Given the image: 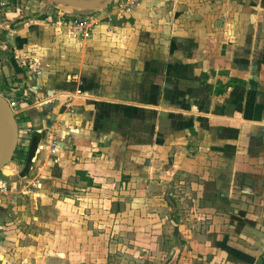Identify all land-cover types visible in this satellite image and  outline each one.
Returning <instances> with one entry per match:
<instances>
[{"label": "crops", "instance_id": "crops-1", "mask_svg": "<svg viewBox=\"0 0 264 264\" xmlns=\"http://www.w3.org/2000/svg\"><path fill=\"white\" fill-rule=\"evenodd\" d=\"M2 1L0 94L15 102L17 149L30 158L4 184L38 179L31 203L90 191L82 214L96 224L103 197L120 186L147 193L133 206L175 209V264H259L264 0H114L80 16L91 25L85 33L48 11L41 20L44 6ZM13 197L20 204L24 196ZM69 207L60 197L45 209L58 257L68 256L61 241ZM149 215L146 225L159 221V212Z\"/></svg>", "mask_w": 264, "mask_h": 264}, {"label": "rangeland", "instance_id": "rangeland-1", "mask_svg": "<svg viewBox=\"0 0 264 264\" xmlns=\"http://www.w3.org/2000/svg\"><path fill=\"white\" fill-rule=\"evenodd\" d=\"M24 1L34 4L33 6L31 3L26 5L33 11L38 10V7L46 6L44 0ZM1 2L3 1L0 0V7H3ZM58 8L67 9L62 5ZM58 8L50 6L48 9V14L53 15L54 21L62 19V14H65ZM69 12L72 13V11ZM80 16L75 17L80 18ZM5 98L9 100L8 97ZM18 124H21L19 120ZM17 162L18 160L14 158L5 167L12 172L11 177L16 174L14 165ZM25 173L18 171L20 175ZM34 175L33 169H28L24 176L30 179L34 178ZM22 178L16 187L13 186L17 188V192L14 190L12 193L29 199L31 193L18 192L32 179ZM4 179L8 178L4 177ZM4 185H10L8 188L12 190L11 184ZM10 189L8 190L11 191ZM28 189L32 190V187ZM148 194L153 196L158 193ZM14 195L6 194L4 198H0V254L2 255L0 260L6 261L5 264H21L23 260H27L28 264H175V235L173 234L175 233V209L169 206L164 210L133 206L134 199L141 198L146 201L144 198L147 193L124 191L120 186L116 194H110L109 198L103 197L104 200L100 202L97 224L95 219H92L93 223L89 220L91 213L85 210L82 214L81 202L92 201L90 191L86 196L81 195L77 189L60 191L53 196L41 194L36 198L32 197V203L20 197V204L16 201L17 198L13 197ZM60 197L68 200L71 205L64 209L67 221L62 224L67 239L62 240L61 243L62 248L66 247L67 257H58L50 253L51 250L54 252L59 248V241L54 239L53 234L50 235L44 219L47 216L46 207L51 206L53 200L57 201ZM169 198L175 203V196ZM49 199H52L51 203L47 202ZM10 201L12 204L9 205ZM117 202H120V212L117 211ZM77 214L80 216L79 219L83 218V222L79 224L76 222ZM148 214L151 217L157 214L159 221L152 220L151 224L146 225L143 220L147 219ZM57 223L56 227H59V220Z\"/></svg>", "mask_w": 264, "mask_h": 264}, {"label": "water", "instance_id": "water-1", "mask_svg": "<svg viewBox=\"0 0 264 264\" xmlns=\"http://www.w3.org/2000/svg\"><path fill=\"white\" fill-rule=\"evenodd\" d=\"M46 6L39 15L45 14L50 6L62 5L66 7L65 14L70 16L90 15L101 11L110 5L114 0H44ZM69 11H72L69 12ZM75 13V14H74ZM73 14V15H72ZM19 139V124L14 110L10 107L8 100L0 94V174L10 178L12 172L5 167L11 162L14 152L17 149Z\"/></svg>", "mask_w": 264, "mask_h": 264}, {"label": "built area", "instance_id": "built-area-1", "mask_svg": "<svg viewBox=\"0 0 264 264\" xmlns=\"http://www.w3.org/2000/svg\"><path fill=\"white\" fill-rule=\"evenodd\" d=\"M67 15V14H66ZM62 24L64 23V26L69 27L72 30H75V32H87L89 30V28L91 27L89 20L87 19H81L79 17H75V16H68V20L67 21H63L61 22ZM9 105L12 109H14L15 107V102H13L12 100H8ZM56 146V138H53L50 141V145H49V154L50 155H54L55 154V147ZM33 187V188H40L41 187V182L36 179L33 183H29L27 184V186H25L23 189H20L18 193L22 192L23 194L27 193L29 191L28 187ZM8 186L4 185V182L2 184V186L0 187V190L2 193H5L4 191H9ZM17 188L13 187L11 191L14 192V190L16 191ZM4 190V191H3ZM17 192V191H16Z\"/></svg>", "mask_w": 264, "mask_h": 264}, {"label": "trees", "instance_id": "trees-1", "mask_svg": "<svg viewBox=\"0 0 264 264\" xmlns=\"http://www.w3.org/2000/svg\"><path fill=\"white\" fill-rule=\"evenodd\" d=\"M47 17V15L45 14V15H42V16H40V19L41 20H44L45 18ZM65 21H67L68 20V15H66V14H62V16H61ZM20 125V124H19ZM14 158L15 159H17L18 160V162H20V161H22L23 163H26V164H29V162H30V158L27 156V154H23V151H21V150H19V149H16L15 150V152H14V155H13V160H14ZM0 180H1V182H5L6 180L4 179V177L0 174ZM123 181H124V178H123ZM89 185L91 184V181L89 180V182H87ZM27 199V198H26ZM26 201H28V199L26 200ZM119 205H120V202H117V211H119L120 212V207H119ZM261 260H260V263L259 264H264V254H262L261 255V258H260Z\"/></svg>", "mask_w": 264, "mask_h": 264}]
</instances>
